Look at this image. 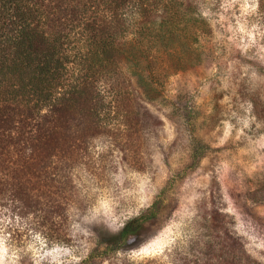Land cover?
Returning <instances> with one entry per match:
<instances>
[{
    "label": "rangeland",
    "instance_id": "374dc122",
    "mask_svg": "<svg viewBox=\"0 0 264 264\" xmlns=\"http://www.w3.org/2000/svg\"><path fill=\"white\" fill-rule=\"evenodd\" d=\"M201 11L207 37L176 43L156 70L134 38L124 45L125 70L159 122L142 136L145 166L113 158L105 180L89 181L84 211L75 204L86 188L75 190L67 239L59 225L0 214V264H178L177 253L203 259L195 251L223 235L264 264V0H202ZM156 201L127 249L106 254L102 240Z\"/></svg>",
    "mask_w": 264,
    "mask_h": 264
},
{
    "label": "trees",
    "instance_id": "16d2710c",
    "mask_svg": "<svg viewBox=\"0 0 264 264\" xmlns=\"http://www.w3.org/2000/svg\"><path fill=\"white\" fill-rule=\"evenodd\" d=\"M201 3L0 0V214L40 230L59 225L67 239L75 190L86 188L81 209L96 196H87L89 181L105 180L113 158L135 171L145 166L142 136L159 122L125 70L124 45L134 38L158 69L176 43L207 37ZM160 205L103 239L106 254L126 250ZM217 239L195 251L203 259L177 253L178 264H255L237 240L229 247L224 235Z\"/></svg>",
    "mask_w": 264,
    "mask_h": 264
}]
</instances>
